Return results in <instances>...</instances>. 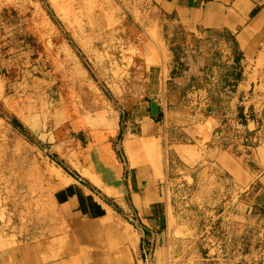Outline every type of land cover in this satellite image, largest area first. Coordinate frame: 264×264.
<instances>
[{
  "label": "rangeland",
  "instance_id": "obj_1",
  "mask_svg": "<svg viewBox=\"0 0 264 264\" xmlns=\"http://www.w3.org/2000/svg\"><path fill=\"white\" fill-rule=\"evenodd\" d=\"M242 72L230 33L187 32L148 0H0V251L47 234L57 173L113 156L163 189L190 253L264 263V221L219 158L259 140L234 99ZM209 118L221 126L193 145L187 130Z\"/></svg>",
  "mask_w": 264,
  "mask_h": 264
},
{
  "label": "crops",
  "instance_id": "obj_2",
  "mask_svg": "<svg viewBox=\"0 0 264 264\" xmlns=\"http://www.w3.org/2000/svg\"><path fill=\"white\" fill-rule=\"evenodd\" d=\"M148 1L187 32L226 31L233 36L243 71L233 95L246 105L244 130L259 140L253 146H240L238 157L222 151L219 158L234 176L239 206L264 221V126L259 127L264 122V0ZM221 124L209 118L194 123L187 135L193 145H205ZM193 145L175 146L174 151L181 158H195ZM78 164L85 180L59 172L45 190L49 199L45 206L53 217L47 234L1 250L0 264H211L215 260L190 253L191 237L174 234L175 210L152 179L145 175L138 179L143 169L127 168L124 173L113 156ZM126 173L130 176L124 184ZM179 244L187 250L177 251ZM234 264L264 263L245 253Z\"/></svg>",
  "mask_w": 264,
  "mask_h": 264
},
{
  "label": "trees",
  "instance_id": "obj_3",
  "mask_svg": "<svg viewBox=\"0 0 264 264\" xmlns=\"http://www.w3.org/2000/svg\"><path fill=\"white\" fill-rule=\"evenodd\" d=\"M241 77H242V73H239V74L237 75V81H240V80H241Z\"/></svg>",
  "mask_w": 264,
  "mask_h": 264
},
{
  "label": "built area",
  "instance_id": "obj_4",
  "mask_svg": "<svg viewBox=\"0 0 264 264\" xmlns=\"http://www.w3.org/2000/svg\"><path fill=\"white\" fill-rule=\"evenodd\" d=\"M262 126H264V122H262V125H260L261 128H262Z\"/></svg>",
  "mask_w": 264,
  "mask_h": 264
}]
</instances>
